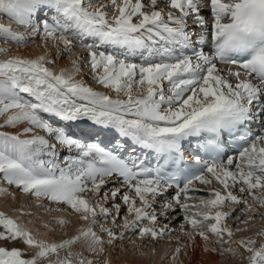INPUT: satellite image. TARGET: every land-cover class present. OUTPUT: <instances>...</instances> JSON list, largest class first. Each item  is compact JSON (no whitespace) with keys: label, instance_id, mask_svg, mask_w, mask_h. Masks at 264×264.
<instances>
[{"label":"snow or ice","instance_id":"6c2138e0","mask_svg":"<svg viewBox=\"0 0 264 264\" xmlns=\"http://www.w3.org/2000/svg\"><path fill=\"white\" fill-rule=\"evenodd\" d=\"M0 14L24 29L0 23V39L39 37L57 56L87 52L59 72L47 53L0 60V194L14 187L57 206L48 211L65 205L90 220L71 238L49 242L0 211V264H110L72 246L83 238L99 257L129 232L142 241L198 235L205 251L264 264V239H232L257 215L264 219L257 207L264 208V0H0ZM8 51L0 47V55ZM82 63L109 91L77 79ZM186 151L199 167L182 176ZM150 153L164 164L148 166ZM172 164L176 170L166 171ZM198 184L207 196L190 203L205 191ZM210 236L218 249L208 247ZM16 243L34 251L7 246ZM182 252L174 248L173 260Z\"/></svg>","mask_w":264,"mask_h":264},{"label":"bare ground","instance_id":"6f19581e","mask_svg":"<svg viewBox=\"0 0 264 264\" xmlns=\"http://www.w3.org/2000/svg\"><path fill=\"white\" fill-rule=\"evenodd\" d=\"M119 2V0H118ZM94 5L98 4L92 0ZM113 12V11H112ZM111 12V13H112ZM109 13V14H111ZM207 16V13H205ZM3 24L10 23L9 21L1 22ZM23 47V46H22ZM53 47L51 42L48 47L44 46V42L41 39L39 43H37L34 47H25L17 50V55L20 57H25V55H30L31 58H35L38 55L47 53L49 58V48ZM51 49V48H50ZM62 49V46H61ZM76 57H81L86 59L87 52L84 49L79 47L73 50L72 54L68 55L67 60L64 61H56L55 65H52L53 70L59 72L61 68L71 69V60ZM132 61H135L134 56L131 57ZM83 64H81V73L77 75V79H82L85 76V72H87L90 76L92 73L90 68L86 66V69L83 70ZM87 65V64H86ZM219 68H225L223 66H218ZM232 70H237L231 67ZM89 69V70H88ZM88 80V79H87ZM91 87L94 89H98L97 91H109L100 88L101 85L95 84V82H90ZM97 85V86H96ZM111 92H109L110 94ZM0 122H2V118H0ZM55 124V123H53ZM25 125H20L16 129L6 128L5 131H19L21 127ZM36 133L40 135H46L42 130L35 129ZM51 140V137H47ZM66 153L64 151L61 152V159L63 158V154ZM5 187H9L6 184ZM199 188L205 189V191L194 193L195 198L197 196L207 195V187L204 185H197ZM211 187L216 188L217 190H221L222 186L217 182H213ZM15 192V196L10 195L9 193ZM171 194V193H170ZM28 199L25 198V195L20 193L14 187H9L8 193L0 194V209L6 212L8 215L13 217H17L18 222L26 226L38 239H44L49 242H60L65 239H69L72 236L76 235L78 229L81 227H87L90 223V220H82L80 219L79 214L75 211L71 210L68 206L61 207V211H48L49 206L44 208H40L38 205V201L35 197L34 200L29 199V204L26 203ZM47 200V199H46ZM49 202V201H48ZM190 203L198 202V200H191ZM53 205V204H52ZM57 207L56 205L53 208ZM258 212L262 210L264 212V208H259ZM22 210V211H21ZM224 210H227L226 208ZM23 212V214H22ZM54 217L63 218L67 221L66 224H58ZM233 220H228L227 223L230 227H232ZM180 220L175 221L171 227L178 228ZM252 223V224H251ZM248 225V228L251 230L248 234L239 235L237 237H232L233 240H239L241 237H249L252 236L257 239V241L264 239V237L256 236V233L260 232L264 229V219L260 222L261 224H255V222H251ZM242 226V224H241ZM93 230L99 232V227L93 226ZM186 231H191V228L188 227ZM248 232V231H245ZM133 233L129 232L125 238L131 243L129 244L130 249L128 250L125 242L123 241L119 243V248L117 246L105 245L106 251L102 253L99 257L94 256L91 252L86 250V241L82 238L76 244L72 246V250L74 252H83L84 256L89 259H97L100 260L103 257H107L110 264H221L219 259L225 256V252L215 251H205V241L201 239L198 235L194 240H189L186 237H183L182 233L176 232L172 235H166L158 241L153 240H140L136 235L132 238ZM181 236L182 238L177 241L176 237ZM106 239V237H105ZM127 241V242H128ZM234 248H238L237 244H234ZM177 246L183 249L182 254L176 257L175 261L172 258V250ZM208 247L210 248H219V245L216 243V237H210V242L208 243ZM242 251V250H241ZM61 255H64V250L61 251ZM246 256L247 253H244ZM41 264H45V262H41ZM235 264H246V262L241 260L240 255L238 254V261Z\"/></svg>","mask_w":264,"mask_h":264},{"label":"rangeland","instance_id":"374dc122","mask_svg":"<svg viewBox=\"0 0 264 264\" xmlns=\"http://www.w3.org/2000/svg\"><path fill=\"white\" fill-rule=\"evenodd\" d=\"M95 2H98V3H109L110 0H93ZM161 7H164L163 4H161ZM109 13H111L113 11V8L109 7L106 9ZM3 21H9L10 23H6L4 25H11L13 27L14 30H18V31H24V29L20 28L18 25L15 24L14 21H12L11 19H9L6 14H0V23L3 22ZM3 24V23H2ZM40 38L39 37H31V36H25V43L23 44H17L15 43L14 41H10V40H5V39H0V47H5V48H9V51L5 54V55H0V60L2 59H6L8 56H18L17 55V50L21 49V48H25V47H34L37 43L40 42ZM23 46V47H22ZM51 48V49H50ZM49 48V55L51 57V59H54L55 61H64V60H67L68 58V55L67 53H61L60 56H57L56 52L57 50L54 48V47H50ZM25 57H28V58H31L30 55H25ZM52 66V65H51ZM86 64H83V70L86 69ZM89 70V69H88ZM85 76L82 78V80L88 84L89 86H91V83L90 82H93L94 80L92 79V76H90L87 72H85ZM88 79V80H87ZM96 84V83H95ZM97 86V85H96ZM99 87V85H98ZM100 88H102V86H100ZM95 90H98V89H95ZM167 90V85L165 84V91ZM111 95L115 96V93H110ZM67 153H64L63 155H66ZM62 155V156H63ZM62 160V159H61ZM203 196H207V195H203ZM26 199H31L33 201L34 200V197H28V196H25ZM199 196H197L195 199L198 200ZM26 201L27 204H29V201ZM38 205H40L41 203L44 205V207L46 206H49V207H53L54 205H52L50 202H48V200L44 199V198H41L38 202ZM65 205H61V207H63ZM44 207H40L41 209L44 208ZM227 209V208H226ZM0 211L4 212L3 210L0 209ZM259 212H263L262 210H260ZM5 214H7L6 212H4ZM8 215V214H7ZM11 216V215H9ZM13 217V216H11ZM15 219H17V217H13ZM262 221V219L260 218L259 215H257V217L253 220H251L249 223L251 222H257V224H261L260 222ZM232 223V228L233 229H236V228H245L246 226L244 224H237L235 223L234 221L231 222ZM252 224V223H251ZM106 226H110V221H109V225H106ZM97 227V226H96ZM174 228V227H173ZM250 228V227H249ZM248 228V232H245V231H238V232H235L234 236L237 237L239 235H246L248 234L251 230ZM135 235V234H134ZM134 235H132V238L134 237ZM233 236V237H234ZM212 238V236H210ZM131 240V239H130ZM128 241L126 238H124L123 240V243L125 242V245L127 246L128 250L130 249V246L129 244L131 243V241ZM128 241V242H127ZM122 241H116L115 242V246H117L118 248L120 247L119 246V243H121ZM8 247H13V246H16V247H21L23 249H25L26 253L27 254H30L32 251H34L33 249H26L24 245L22 244H19V243H16V244H8L7 245ZM234 244H232V247L234 248ZM220 263L221 264H235L237 261H238V253L237 254H233L232 252H227L225 253V256L223 258H220L219 259Z\"/></svg>","mask_w":264,"mask_h":264}]
</instances>
